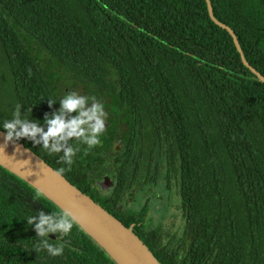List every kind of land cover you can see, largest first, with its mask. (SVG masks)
Masks as SVG:
<instances>
[{"label":"trees","instance_id":"trees-1","mask_svg":"<svg viewBox=\"0 0 264 264\" xmlns=\"http://www.w3.org/2000/svg\"><path fill=\"white\" fill-rule=\"evenodd\" d=\"M210 3L264 77V0ZM60 75L107 96L124 123L117 160L103 157L115 121L94 148L72 143L65 178L132 227L161 264H264V82L207 0H0V130L17 106L54 110ZM60 155L43 158L67 169ZM110 166L115 186L98 191L91 177ZM137 178L181 200L185 229L173 247L161 246L148 204L121 203ZM40 211L61 210L0 166V264L106 263L102 255L116 264L76 223L61 240L75 248L49 241L63 255L36 253L26 219Z\"/></svg>","mask_w":264,"mask_h":264},{"label":"water","instance_id":"water-1","mask_svg":"<svg viewBox=\"0 0 264 264\" xmlns=\"http://www.w3.org/2000/svg\"><path fill=\"white\" fill-rule=\"evenodd\" d=\"M211 18L227 29L241 54L244 64L264 82V77L245 59L233 30L216 20L210 0H207ZM6 132L0 130V166L17 176L60 210L71 208L75 223L98 244L116 264H161L149 248L121 221L111 215L90 196L83 193L41 156L20 141L5 144ZM29 161L26 164L23 161ZM111 185L109 180H106Z\"/></svg>","mask_w":264,"mask_h":264},{"label":"clouds","instance_id":"clouds-1","mask_svg":"<svg viewBox=\"0 0 264 264\" xmlns=\"http://www.w3.org/2000/svg\"><path fill=\"white\" fill-rule=\"evenodd\" d=\"M56 102L48 100L50 107ZM59 104L57 111L45 116L46 130L37 121L22 118L20 106H17L12 118L4 121L2 125L6 131V145L8 142L27 139L34 145L42 147L49 155L62 153L60 161L68 167L60 168L58 175L71 171L73 158L78 151L72 146L73 141L87 145L88 149L100 144V137L106 130L107 117L103 105L95 97L89 98L76 92H69L59 100ZM23 162L29 163L27 160ZM75 207L77 205L73 203L71 208ZM71 208L51 214L40 211L38 215L29 216L26 219L27 225L33 227L37 233L36 253L46 251L52 257L63 255V246L50 243L49 237L50 234H55L56 240H62L71 233L76 221Z\"/></svg>","mask_w":264,"mask_h":264},{"label":"flooded vegetation","instance_id":"flooded-vegetation-1","mask_svg":"<svg viewBox=\"0 0 264 264\" xmlns=\"http://www.w3.org/2000/svg\"><path fill=\"white\" fill-rule=\"evenodd\" d=\"M54 86H56V88L58 89V99H57V103L58 104H59V100L62 99L67 93L76 92V93H78V94H80L82 96H87L89 98L95 97L96 100L103 105L104 110L107 113L106 122H105L106 123V130H105V132L103 134L109 135L108 131L113 126L114 122L116 121L118 123V127H117V131L118 132L116 133L114 140L111 141L110 147L107 150V152H105L103 157H104V159L107 162L109 161L110 163H112L113 161L117 160V158L121 155V153H122V151L124 149V143L121 140L122 134H120V129L122 128L124 123L122 122L123 116L121 114L118 115V116H115V111L112 110V108L108 105V102H110L109 98L106 96V98L104 99V97L102 95L97 94L96 92L92 91V87H93L92 85H85L82 82L78 81L74 76H71V75H68V76H64V75L57 76L55 78ZM90 102H91V100H90ZM58 104H57V107L54 108V110H31L30 108L25 110L24 108H21V116H22V118H27V119L32 120L33 122H36L35 119H36L37 115H39L41 113H44V112H51L52 113L54 111H57L59 109V107H60V104L59 105ZM14 111L15 110H12V113ZM73 115H76V113H73ZM37 122L40 123L41 126L45 127L43 121H38L37 120ZM45 130H46V127H45ZM19 141L21 142V140H19ZM22 143L27 144L30 149H32L35 153L40 155L42 158H43V155H48V153L42 147H40L38 145H34L31 141H28L27 139H24V142H22ZM72 143L76 144L77 142L73 141ZM77 145L80 146L81 143H77ZM97 171L98 172H96V174H94L91 177L92 178L91 182H92L93 186L95 187V189H97L98 191H101V192L102 191L103 192H107V191L113 189L114 186H115V178L113 177V173L115 171V174H116V170L113 167L110 166L108 170L107 169H104V170L98 169ZM137 179H138V182L135 183L132 180V183H131L132 185L128 184L127 187L132 188V190L136 187L137 189L141 190V193L146 192L148 190L156 191V189H158V191H160V192L170 191L169 189H166L165 187H164V189H162L158 185H154V186L148 187L146 190H144L141 180L139 181V178H137ZM106 180H109L111 185H108ZM147 198H148V196L146 197V199ZM149 198H152L153 200L151 202L155 204V203H157L158 199H159V201H161L163 197L159 196L157 198H153V197L149 196ZM146 201H147V203H145V204H148V206H149L151 202L149 201V199L146 200ZM149 208H150V206H149ZM149 219H151L152 225L154 227L153 215L151 213V210H149ZM185 222H186V219H185ZM157 229H159V228H157ZM184 229H185V227H184ZM160 232H161V230H160ZM162 234L163 233L161 232V237H162L161 238V246L162 247H165V246L166 247L167 246L168 247H173L175 244H177L179 239H181L182 236H183V233H182V235L180 237H178V238L175 237L173 239H172L173 235L172 236H167L166 237L167 242L165 243L164 235H162ZM56 239H57L56 235H53V236L50 235V241L56 242L55 244L63 243L64 246L75 248V240L73 241V244H70L71 242L65 244L61 240H56ZM86 246L92 252H96L93 249L91 244L87 243ZM102 258H103V260L106 263L102 262L101 264H112V263H110L107 260L108 258H106V256L102 255ZM90 259H86V261H82L79 264H95L96 263L94 261L95 260L94 258H90ZM78 261H81V259H79Z\"/></svg>","mask_w":264,"mask_h":264},{"label":"rangeland","instance_id":"rangeland-1","mask_svg":"<svg viewBox=\"0 0 264 264\" xmlns=\"http://www.w3.org/2000/svg\"><path fill=\"white\" fill-rule=\"evenodd\" d=\"M147 196L148 198L146 199ZM149 196L153 198L161 196L163 198L161 201L157 200V203L159 202L160 204H154L151 202L153 199L149 198ZM148 199L151 202L149 206L153 215L154 227L161 230L165 243L167 242V236L173 235L172 239L180 237L184 231L185 218L180 204L181 200H179L174 190L160 192L156 189V191L148 190L141 193V190L136 187L133 190L130 187H126L121 203L125 208L139 209L141 205L147 203L146 200Z\"/></svg>","mask_w":264,"mask_h":264}]
</instances>
